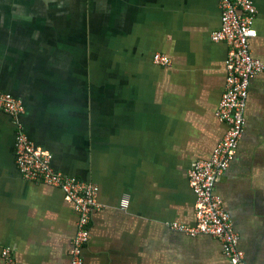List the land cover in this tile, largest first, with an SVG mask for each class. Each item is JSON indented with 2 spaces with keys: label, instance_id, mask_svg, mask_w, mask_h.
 I'll use <instances>...</instances> for the list:
<instances>
[{
  "label": "crops",
  "instance_id": "0c3cea01",
  "mask_svg": "<svg viewBox=\"0 0 264 264\" xmlns=\"http://www.w3.org/2000/svg\"><path fill=\"white\" fill-rule=\"evenodd\" d=\"M250 42L264 62V0ZM219 0H0V90L21 99L33 141L59 173L98 188L83 264H231L219 240L191 237L188 170L227 125ZM156 54L171 61L153 63ZM244 130L215 192L248 264H264V75L251 79ZM16 125L0 110V264H70L76 231L62 192L20 171ZM129 198L126 209L121 208Z\"/></svg>",
  "mask_w": 264,
  "mask_h": 264
},
{
  "label": "built area",
  "instance_id": "2783aa9c",
  "mask_svg": "<svg viewBox=\"0 0 264 264\" xmlns=\"http://www.w3.org/2000/svg\"><path fill=\"white\" fill-rule=\"evenodd\" d=\"M221 27L211 38L217 43H226V86L216 108L218 119L227 125L226 131L207 159L195 160L188 170L190 187L195 195V220L193 227L173 224L172 229L191 237L208 234L219 240L222 251L231 264H248L246 255L239 246V236L234 229L230 214L222 199L215 192L218 180L233 159L244 130V108L251 79L264 75V62L255 58L250 42L257 35L254 28L258 9L253 0H219ZM153 63L159 67L171 65L170 59L156 54ZM0 110L10 115L16 125V155L21 173L29 180H41L58 188L66 202L70 203L76 216V231L69 250L70 264H83V251L90 239L88 225L91 215L101 206L98 188L57 172L51 165L52 153L37 144L29 136L22 116L25 103L0 90ZM129 198L124 197L121 208L126 209ZM4 264H18L11 249L1 250Z\"/></svg>",
  "mask_w": 264,
  "mask_h": 264
}]
</instances>
